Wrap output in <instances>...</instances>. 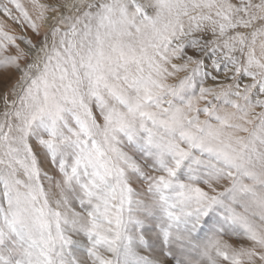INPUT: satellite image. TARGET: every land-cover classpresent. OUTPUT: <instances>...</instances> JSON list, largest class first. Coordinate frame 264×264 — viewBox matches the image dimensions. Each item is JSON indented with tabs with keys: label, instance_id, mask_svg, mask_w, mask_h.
I'll use <instances>...</instances> for the list:
<instances>
[{
	"label": "snow or ice",
	"instance_id": "6c2138e0",
	"mask_svg": "<svg viewBox=\"0 0 264 264\" xmlns=\"http://www.w3.org/2000/svg\"><path fill=\"white\" fill-rule=\"evenodd\" d=\"M0 264H264V0H0Z\"/></svg>",
	"mask_w": 264,
	"mask_h": 264
},
{
	"label": "rangeland",
	"instance_id": "374dc122",
	"mask_svg": "<svg viewBox=\"0 0 264 264\" xmlns=\"http://www.w3.org/2000/svg\"><path fill=\"white\" fill-rule=\"evenodd\" d=\"M18 31V30H17Z\"/></svg>",
	"mask_w": 264,
	"mask_h": 264
}]
</instances>
